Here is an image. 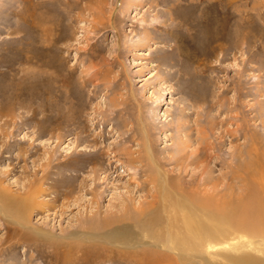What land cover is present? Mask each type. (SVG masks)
I'll list each match as a JSON object with an SVG mask.
<instances>
[{
    "label": "rangeland",
    "instance_id": "obj_1",
    "mask_svg": "<svg viewBox=\"0 0 264 264\" xmlns=\"http://www.w3.org/2000/svg\"><path fill=\"white\" fill-rule=\"evenodd\" d=\"M145 139L159 161L205 147L216 198L257 194L264 0H0V264H194L139 224L115 241L141 202L167 203Z\"/></svg>",
    "mask_w": 264,
    "mask_h": 264
},
{
    "label": "bare ground",
    "instance_id": "obj_2",
    "mask_svg": "<svg viewBox=\"0 0 264 264\" xmlns=\"http://www.w3.org/2000/svg\"><path fill=\"white\" fill-rule=\"evenodd\" d=\"M177 130H179V129H177ZM145 142H146L145 144L144 143H142V144H144V148H145L144 150H146V157L150 158L151 161L149 163L150 164L152 163L153 166L148 164V161H149V159H148V161H144L145 163H143L141 165V171H143V172H148V171L153 172L154 171L153 174L152 173L150 174L151 176L154 175V177L147 176L148 178L145 179V182H147L148 180H152L154 183L157 182V184L159 185V189H160V191H159V193H160L159 198L160 199L159 200L165 201V198H164L165 196L163 197V193H165L167 195V197H166L167 203L163 202L161 204V206H159L158 209L155 208V209H157V210H155L154 207L149 209V207L153 204L152 202L151 203L148 201L147 202H141V204H139V206L136 208V212H130L133 214L132 217L134 219L131 220L133 222H131V224L128 226H126V225L123 226V229L127 230L128 232H126L125 234H122V235L117 234L118 236L114 237L115 241L122 243L123 246H127V247L132 246V244L134 243L132 238L134 237V239H135L136 235H138V234L136 233V235H135L134 229L131 228L133 226H131V225L132 224L133 225L139 224V226H137L139 229L138 233L142 232L143 234L148 235L149 238H151L154 245H162L163 248L164 247L168 248L171 251L175 250L176 254H177L176 258L181 259V261L185 260L188 262H192L194 264H213L215 262V259L213 262V258L217 255H221L222 259L225 260V263H227V264H264V167L261 166L259 169L260 171L254 170L252 172V173H254V174H252L253 176L256 173L258 174V176H254V178L258 177V181H257L258 189L256 192L257 194L251 195L248 198H240V197L236 198L235 197L233 199H231V198L219 199V198H216V196L214 194V192H217V190L213 189L211 192V191L204 189L206 186H208V184L211 183V181L207 177L203 176L204 172L206 170L205 165H202L201 166L202 168L200 170H199L200 167H198V166H200L198 164L200 161H202V158H204L206 156H208V158L211 157L210 155H208L206 153L205 147H202L200 152L198 154H195L194 149H192L191 151L187 150V144L189 142L186 143L183 141L184 144H182V145L184 146L183 147L184 155L180 154L179 158L168 157L165 160L162 159L163 161L162 160L159 161V160H156V158L154 157L153 149L150 146L148 139H145ZM180 153H182V150L180 151ZM147 158H146V160H147ZM184 160H186V161L184 162ZM167 161H168V163L172 164V166H174V167H171L169 169H165L166 167L164 168V165H165V162H167ZM181 162H184L185 164H182ZM179 164H181V165L178 166ZM193 164H195V165H193ZM200 164H202V163H200ZM191 165H193L194 167L196 166V168L198 167L197 170L195 171V169L192 167L190 169L187 168V166H191ZM188 173H190V175H188ZM187 176H188V178L185 179V177H187ZM140 177H142V176H140ZM256 178H255V180H256ZM168 181L171 184L174 183L173 185H176L177 182L179 184H183V185L186 184L188 186V189L183 188V187L182 188H178V187L174 188V186L171 187L169 185L167 187ZM175 182H176V184H175ZM165 187L169 191L167 189L165 190ZM202 189H204V190H202ZM5 193H6V191H5ZM23 194H24V192H23ZM31 194H30V196H31ZM219 196H220V194H219ZM27 199H29V196L24 197V200H27ZM120 200H122V199H120ZM123 204L124 203H122V205ZM34 205H36V204H34ZM38 206H40V205L38 204ZM27 208H29V207H27ZM134 209H135V207L133 208V210ZM161 212L167 213L165 216L167 221L164 225H163L162 221L160 220V217L158 214V213L162 214ZM142 214H145L146 216L150 215V214L151 215L149 216V218L147 220L141 221L140 215H142ZM117 219L119 220V218H117ZM171 226H172V229L176 230L173 235L170 233V227ZM28 227H29V224H28ZM155 228H159L160 230L159 229L156 230ZM162 229H164L163 232L161 231ZM214 230H216V233L214 232ZM25 232H27V231H25ZM97 233H99V232H97ZM163 233H165L164 236H162ZM189 234L191 235V237H189ZM90 235L99 238V234L97 235L94 233V234H90ZM109 236H110V234H109ZM113 236H114V234H113ZM103 237H104V235H103ZM234 237L238 238V240L232 244H231V242L225 243V244H228L227 246H229L228 251L216 253V251H215V245L216 244L221 245V243L227 242L228 239H233ZM31 238H29V239H31ZM94 239H96V238H94ZM145 239H143V240H145ZM44 240H45V238H44ZM65 243H63V244H65ZM38 249H39V247H38ZM74 250H75V248H74ZM238 250L242 251L241 254H239L237 256L230 254L231 251H238ZM143 253L148 255L149 252L143 251L140 254H132L131 253L132 254L131 257H133V261L135 263H141L142 258L144 256ZM161 253H162V251H161ZM174 255H175V253H174ZM66 256H68V258H69L70 253H67ZM52 259L53 258H51V260ZM165 260H167V259H165ZM217 263H219V262H217ZM215 264H216V262H215Z\"/></svg>",
    "mask_w": 264,
    "mask_h": 264
}]
</instances>
